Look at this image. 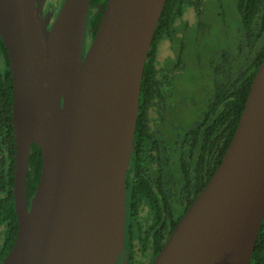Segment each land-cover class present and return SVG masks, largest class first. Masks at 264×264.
Instances as JSON below:
<instances>
[{
	"label": "water",
	"instance_id": "obj_1",
	"mask_svg": "<svg viewBox=\"0 0 264 264\" xmlns=\"http://www.w3.org/2000/svg\"><path fill=\"white\" fill-rule=\"evenodd\" d=\"M167 0H108L84 52L91 0H0L13 79L17 236L1 264H117L141 85ZM42 152L34 195L32 144ZM264 219V59L231 142L152 264H250Z\"/></svg>",
	"mask_w": 264,
	"mask_h": 264
},
{
	"label": "trees",
	"instance_id": "obj_2",
	"mask_svg": "<svg viewBox=\"0 0 264 264\" xmlns=\"http://www.w3.org/2000/svg\"><path fill=\"white\" fill-rule=\"evenodd\" d=\"M212 1L167 0L144 68L134 149L126 184L129 241L143 253L151 251L148 264L153 263L206 182L194 193L190 189L193 180L196 178L198 185V177L206 172L210 178L220 164L238 125L255 74L264 59V0H236L239 22L235 32L223 0H219L220 8L216 11L224 22L221 34L216 31L213 21ZM98 2L105 5L106 0H91V5ZM190 11H193V20L185 18ZM90 18L92 14H89ZM163 40L170 43L173 56L160 63L159 46ZM10 64L8 50L0 36V229L4 230L6 243L0 250V260L12 247L18 229L13 192L15 141ZM185 71L192 72L193 82L198 86L201 99L197 103L193 99L191 103L184 102L178 90L177 82ZM189 103L199 110L192 118H187L188 162L183 160L186 170L180 172L185 181L180 182L177 189L169 190L167 172L170 167L159 161L154 169L150 157L153 133L147 127L156 112H161L167 129L169 126L172 130L174 126L176 130L179 126L178 131L181 130L180 123L169 121L176 119L177 110L182 111V104ZM152 110L153 116H150ZM167 111L174 113L170 115ZM160 131L165 132L164 129ZM144 134L146 139L142 150L145 155L138 158L135 154L136 141ZM178 140L180 142V138ZM42 160L40 147L33 143L26 182L28 199L35 193ZM172 178L177 177H171V181ZM132 264H141V261H133ZM250 264H264V219Z\"/></svg>",
	"mask_w": 264,
	"mask_h": 264
},
{
	"label": "flooded vegetation",
	"instance_id": "obj_3",
	"mask_svg": "<svg viewBox=\"0 0 264 264\" xmlns=\"http://www.w3.org/2000/svg\"><path fill=\"white\" fill-rule=\"evenodd\" d=\"M65 0H60L59 2L56 0H41V8H42V12L45 16H48V23H49V28L52 26V24L54 23L59 11L62 8V5L64 3ZM106 3L105 5L102 2H98L95 3L94 5L90 4V8L88 11V16H87V21H86V29H85V40H84V52L87 51V49H89V47L91 46L93 39L96 35V31L99 27L100 21L102 19L105 7H106ZM89 14H92V18L89 19ZM88 37L91 39L90 42L88 43ZM87 38V41H86ZM87 42V44H86ZM86 49V50H85ZM173 52V51H172ZM154 110H152L150 112V116L152 115V112ZM166 113L168 114H173V111H167ZM161 112H156V115L153 116V118H151V120L149 121V124L147 127V130L151 131V133H153V138L151 140V142L153 143V147L150 153V157L152 158L153 161V167L156 170V167L159 165V161L162 162V165H168V167H170L169 171L167 172V177H169V185H168V189L171 190L173 188V190L177 189L178 186L181 184L180 182L183 183V177H181V173L182 171L186 170L185 164H183V160L184 163L188 162V147H187V141H188V135L186 132V127H187V118L188 116L185 115L184 112L177 110V116L176 119H171V121H169V123H180L181 127L179 129V126L175 127L172 126V130L170 129V127L168 126L169 129H167V126H164V122L162 121L161 118ZM176 114V113H175ZM198 117V115H197ZM200 119V118H198ZM180 121V122H179ZM164 129L165 132H161L160 130ZM176 131L175 133L173 131ZM154 131L158 132V133H154ZM178 131V132H177ZM162 133V135H161ZM182 135H184V137L182 138ZM160 136H163V138L167 139L164 140L162 139ZM152 137V136H151ZM178 138H180V142L178 140ZM145 139L146 136L145 134L142 135L141 138L138 139V141H136V145H137V151H136V155L138 158H140L141 156L145 155V152H143L142 150V146L145 143ZM164 148V149H163ZM3 150V149H2ZM164 153V154H163ZM133 154V153H132ZM1 155V154H0ZM181 165V167H180ZM193 171V170H192ZM195 172V170H194ZM196 173V172H195ZM207 172L204 174H201L200 177H198V185H197V181L196 178L193 180L192 182V186H191V191H193L194 193L198 190L199 186L202 185V183L208 181L209 177H207ZM171 177H177L172 178L171 181ZM180 177V178H178ZM172 182V185H171ZM205 182V184H206ZM126 190L128 192L127 189V184H126ZM17 230L15 232L14 235V240L16 238V234H17ZM14 242V241H13ZM6 243H5V234H4V230L0 229V250L5 247ZM125 253L124 254H120L118 260H117V264H132L133 261H141V264H148L150 261V257H151V251L147 250L146 252H141L140 250H137L136 247L134 246V244H132L129 241V235H128V229H127V199H126V231H125ZM1 250V251H2ZM10 249H8L9 251ZM8 251L6 252V254L4 255V257L0 260V264L2 263V261L4 260V258L6 257Z\"/></svg>",
	"mask_w": 264,
	"mask_h": 264
},
{
	"label": "rangeland",
	"instance_id": "obj_4",
	"mask_svg": "<svg viewBox=\"0 0 264 264\" xmlns=\"http://www.w3.org/2000/svg\"><path fill=\"white\" fill-rule=\"evenodd\" d=\"M56 1V0H55ZM58 2L60 0H57ZM212 17L213 21L215 22L216 31L221 34L224 29V22L221 20L222 18L217 15L216 9L220 8V2L219 0H213L212 1ZM223 6L229 15V17L232 19L234 23L231 25L233 27V32H235V27L237 26V23L239 22V18L237 17V8H236V0H223ZM189 18L190 20H193V11H190L187 13V16L185 18ZM90 38L88 37V43L90 42ZM87 41V38H86ZM87 44V42H86ZM86 50V49H85ZM168 56H173L172 49L170 47V43L167 40H163L160 43L159 46V62H164L165 58ZM178 90L180 91L181 96L184 97V102H190L191 99L194 101L199 102L201 99V95L199 93V89L197 90L198 86L193 82V75L192 72L185 71L184 75L180 77V79L177 82ZM191 103V102H190ZM182 104L180 106V109L185 113L188 117H193L196 112L199 110L198 107L193 106L192 104Z\"/></svg>",
	"mask_w": 264,
	"mask_h": 264
}]
</instances>
